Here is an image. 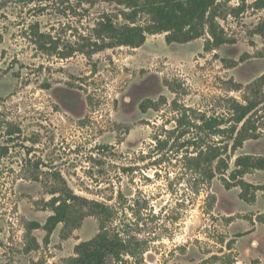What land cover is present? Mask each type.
<instances>
[{"label": "rangeland", "instance_id": "obj_1", "mask_svg": "<svg viewBox=\"0 0 264 264\" xmlns=\"http://www.w3.org/2000/svg\"><path fill=\"white\" fill-rule=\"evenodd\" d=\"M254 1L234 14L240 0H219L226 42L211 51L203 37L167 43L162 33L97 52L101 21L125 22L116 0H0V264H68L98 231L93 202L112 208L111 227L144 241L138 259L106 264H264V188L250 204L239 187L207 181L209 168L188 167L170 132L174 99L210 115L225 113L228 97H251L247 86L264 75L255 33L264 8ZM197 133L209 140L194 129L186 137ZM244 154L264 155V134ZM245 180L264 187V171Z\"/></svg>", "mask_w": 264, "mask_h": 264}, {"label": "trees", "instance_id": "obj_2", "mask_svg": "<svg viewBox=\"0 0 264 264\" xmlns=\"http://www.w3.org/2000/svg\"><path fill=\"white\" fill-rule=\"evenodd\" d=\"M39 0H17L22 4H30ZM246 0H240V5L232 8L231 12L239 14L245 6ZM123 6L122 14L125 22L118 23L106 17L100 23L97 37L94 41L95 51L127 46L141 47L147 35L165 33L167 43H185L198 38H204L203 49L211 51L226 42L222 36L223 30L216 23L218 8L223 5L219 0H116ZM255 8H264V0H255ZM219 14V13H218ZM229 14L224 11L222 16ZM139 15L147 16L142 23L137 19ZM255 33L264 34L261 27ZM264 75L255 79L247 86L251 93L244 94L242 100L235 97L226 98V112L223 114H206L194 107H189L172 101L173 109L178 112L176 125L170 132H178L176 138L180 140L178 147L183 148L184 158L188 167L200 172L203 167L209 168L204 173L207 181L217 178L226 188L239 187V197L247 203L256 201V193L264 187L254 185L245 180V176L254 171H264V155H237L244 142L258 139L264 134ZM241 90V88H236ZM186 128V129H184ZM190 129L204 133L209 140L205 141L197 133L189 136ZM170 139V138H169ZM168 138L158 139L156 148L162 149L169 142ZM233 159V167L230 162ZM68 195L63 200L53 199L54 214L48 217L46 230L48 233L65 218ZM93 210L98 220V231L89 240L78 243L74 248L75 255L68 260V264H106L108 257L121 261L124 256L138 259L144 248V241L138 240L136 235L128 231H120L115 225L111 227L114 211L107 205L93 202ZM258 222H264L261 215L256 217ZM231 245V243H229Z\"/></svg>", "mask_w": 264, "mask_h": 264}]
</instances>
